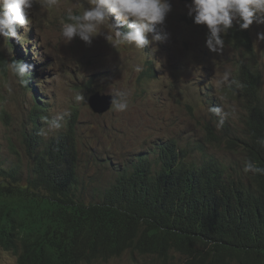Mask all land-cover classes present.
Returning a JSON list of instances; mask_svg holds the SVG:
<instances>
[{"label": "rangeland", "instance_id": "obj_1", "mask_svg": "<svg viewBox=\"0 0 264 264\" xmlns=\"http://www.w3.org/2000/svg\"><path fill=\"white\" fill-rule=\"evenodd\" d=\"M80 2L59 0L55 8L34 4L29 13L32 24L27 30H17L20 41L8 39L4 44L0 38L5 61H30L34 73L21 85L8 70L4 74L0 69V160L4 167L18 165L23 179L28 175L33 161L25 150L24 132L32 125L35 105L44 104L49 121L63 111L70 113L58 130L43 118L39 122L44 143L73 128L79 179L75 193L85 203L98 202L121 170L133 169L141 158L153 171L159 170L160 147L169 141L187 151L186 161L198 163L205 152L226 165L229 175L248 181L251 173L242 170L245 155L240 147L248 141L247 109L240 87L230 81L238 82L240 62L251 66L260 74L259 95L264 103V40H257V33H264V24L250 25L253 56L235 52L226 43L221 53H213L205 46L206 26L194 24L188 15L191 0H169L171 11L163 24L155 25V33L165 38L147 45L142 53L133 46H116L107 27L108 38L97 35L90 45L78 37L62 41L60 17L68 8L79 11ZM137 64L143 66L142 71H134ZM150 70L153 77L147 76ZM225 72L231 74L229 82L219 83ZM117 89L129 93L125 112L112 108L103 114L92 111L89 98L93 93L111 95ZM78 94L85 103L75 100ZM212 106L223 109L222 127L217 126L219 117L209 111ZM0 264H17L16 256L0 248ZM92 264L159 262L125 252Z\"/></svg>", "mask_w": 264, "mask_h": 264}, {"label": "trees", "instance_id": "obj_2", "mask_svg": "<svg viewBox=\"0 0 264 264\" xmlns=\"http://www.w3.org/2000/svg\"><path fill=\"white\" fill-rule=\"evenodd\" d=\"M224 40L233 51L254 55L250 26L233 24ZM5 65L0 50L4 74ZM237 72L247 109L248 141L240 147L245 159L264 167V147L256 142L264 137L260 74L242 62ZM45 111L36 104L24 132L33 161L25 179L20 166L6 168L0 160V248L17 264H92L125 252L159 264H264V175L231 176L205 152L200 162H188L187 151L169 141L160 147L159 170L141 158L121 170L98 202L85 203L75 193L73 128L44 143Z\"/></svg>", "mask_w": 264, "mask_h": 264}, {"label": "clouds", "instance_id": "obj_3", "mask_svg": "<svg viewBox=\"0 0 264 264\" xmlns=\"http://www.w3.org/2000/svg\"><path fill=\"white\" fill-rule=\"evenodd\" d=\"M34 4L55 8L58 7L59 0H0V38H3L4 44L8 39L13 43L16 40L20 41L21 37L17 30L19 27H25L27 30L26 26L32 24L29 13ZM79 9L74 11L68 8L60 17L59 34L62 41L70 42L74 37H78L85 44L90 45L97 35L103 34L106 39L108 38V33L104 31L107 27L116 46H133L143 53L142 50L147 45L162 42L165 38L155 33V25L164 23L167 14L171 11V4L169 0H83V2L81 0ZM188 9V15L192 17L194 24L206 26L205 46L210 52L217 54L224 50V36L233 24L238 23L241 30L248 29L253 22L264 24V0H191ZM110 17H114V22H110ZM149 34H152L151 40L148 39ZM25 39L28 40L27 36ZM257 40H264V33H257ZM5 67L19 84H26L31 69L30 61L24 63L13 59L11 62H6ZM133 69L140 72L143 66L137 64ZM150 73L153 74L151 70L147 74ZM230 75L229 72H225L219 83L229 82ZM230 83L243 87L234 79ZM111 96L112 110L125 112L128 109L127 91L117 89L111 93ZM75 100L85 103L81 94L76 95ZM47 109L46 106L44 116ZM209 111L219 117L217 126L222 127L225 118L223 109L220 106H212L209 107ZM69 115L68 111H63L50 121L47 117L44 119L50 128L58 130L63 127L65 117ZM39 134L45 133L41 131ZM256 142L264 147V137ZM242 170L245 173L264 175V167L247 158Z\"/></svg>", "mask_w": 264, "mask_h": 264}, {"label": "water", "instance_id": "obj_4", "mask_svg": "<svg viewBox=\"0 0 264 264\" xmlns=\"http://www.w3.org/2000/svg\"><path fill=\"white\" fill-rule=\"evenodd\" d=\"M111 99L109 94L95 92L89 98V106L94 113L103 114L111 108Z\"/></svg>", "mask_w": 264, "mask_h": 264}, {"label": "bare ground", "instance_id": "obj_5", "mask_svg": "<svg viewBox=\"0 0 264 264\" xmlns=\"http://www.w3.org/2000/svg\"><path fill=\"white\" fill-rule=\"evenodd\" d=\"M29 73H32V70L30 69ZM251 78V77H250ZM98 92V91H97ZM110 95V94H109Z\"/></svg>", "mask_w": 264, "mask_h": 264}]
</instances>
